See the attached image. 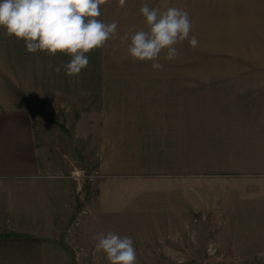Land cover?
Wrapping results in <instances>:
<instances>
[{"label": "crops", "instance_id": "crops-1", "mask_svg": "<svg viewBox=\"0 0 264 264\" xmlns=\"http://www.w3.org/2000/svg\"><path fill=\"white\" fill-rule=\"evenodd\" d=\"M199 21L214 73L57 76L49 88L46 52L0 28V264L56 257L39 235L73 191L49 184L79 161L48 147L40 119L56 114L79 115L72 136L95 166L88 208L194 211L264 257V0H199Z\"/></svg>", "mask_w": 264, "mask_h": 264}, {"label": "rangeland", "instance_id": "rangeland-1", "mask_svg": "<svg viewBox=\"0 0 264 264\" xmlns=\"http://www.w3.org/2000/svg\"><path fill=\"white\" fill-rule=\"evenodd\" d=\"M142 4L162 11L169 7L187 11L192 23L189 39L195 35L199 41V0H126L123 7L118 0H107L100 5L101 15L97 19L104 23L118 22L117 32L102 48L86 54L89 64L73 77L214 73L213 66H209L213 59L202 58L200 44L193 48L189 41L185 42V49H188L184 51L185 56L178 52V56L170 61L166 59V51L163 52V58L159 57L162 70L152 69L150 61H136L129 57L127 47L130 41L123 40L125 34L130 36V29L148 31L145 18L139 11ZM20 42L25 44L23 40ZM175 47L178 48V45ZM70 59V56L60 52L55 56L46 52L48 88L55 85L51 81L57 76L71 77L64 68ZM57 66L61 68L59 73L55 71ZM78 118L79 115L73 117L56 114L53 117L42 115L40 119L46 123L41 124V127L49 149L54 151L57 143L63 151L69 154L73 152V158L74 152L79 158L78 162L72 164V171L65 169L54 180L56 183L49 184L73 191L71 198L66 200V208L61 217L53 226L41 228L44 233L39 236L56 256L49 264H110L102 251H96L94 239L98 233L109 231L121 237H130L134 241L136 264H264V257L258 256L261 255L260 252L247 251L243 244L230 242L228 237L216 235V231L221 228L202 225L198 213L194 211L169 210L164 206L162 209L128 210L117 216L102 213L97 208H88L87 202L91 203L96 195V184L90 178L95 166L85 161L87 140L74 139L72 136L73 130L70 128H74Z\"/></svg>", "mask_w": 264, "mask_h": 264}, {"label": "clouds", "instance_id": "clouds-1", "mask_svg": "<svg viewBox=\"0 0 264 264\" xmlns=\"http://www.w3.org/2000/svg\"><path fill=\"white\" fill-rule=\"evenodd\" d=\"M107 0H0V28L8 36L25 42L29 53L45 51L50 56L58 52L71 57L64 65L69 76L80 74L89 64L87 53L102 48L117 32L118 22L104 23L100 5ZM123 7L126 0H118ZM140 13L145 18L148 31H129L124 41H130L127 54L136 61H150L154 70H162L159 55L166 50V59L178 56L175 47L185 40L191 47L198 46V39L189 34L192 23L187 11L169 7L166 10L142 4ZM59 73L60 66L55 68ZM96 251L103 252L110 264H136L134 241L111 231L98 233Z\"/></svg>", "mask_w": 264, "mask_h": 264}]
</instances>
